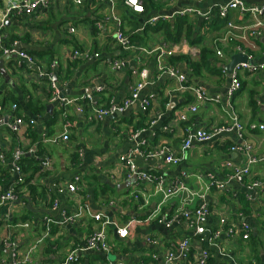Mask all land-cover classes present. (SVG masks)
Returning <instances> with one entry per match:
<instances>
[{
    "label": "crops",
    "instance_id": "0c3cea01",
    "mask_svg": "<svg viewBox=\"0 0 264 264\" xmlns=\"http://www.w3.org/2000/svg\"><path fill=\"white\" fill-rule=\"evenodd\" d=\"M113 1L114 18L109 14L107 0L86 1L80 7H75L68 0H51L48 9H40L32 16L19 15L4 19V0H0V26L6 37V43L13 37L12 41H18L20 49L34 57L46 72L50 63L57 64V70L53 71L51 80H48L38 78L35 70H29L24 63L14 58L0 57V114L7 112L14 104L7 100L3 108L4 98L13 96L19 104L17 114L36 121L34 127H22L16 134L9 132L6 128H0V186L3 185L0 189L3 190L12 181L9 167L15 151L29 149L36 151L37 147V151L42 150V155L39 157L48 156L52 162L49 170L39 171L31 182L46 189L40 199L30 202L27 200V189L21 188L19 189L21 196L27 198L26 205L23 206L22 203L17 202L12 206L6 205L0 208L2 222L0 239L6 232V225H11V229H14L12 233L18 237L21 250H26L41 235L42 225L36 222L42 223L41 220L45 216L58 221L60 209H65L68 213L74 210L75 196H63L59 211H50V205L46 200L51 189L56 185H64L75 177H79L82 188L91 198L92 209L95 212L101 211L110 215L115 228L123 227L132 218L145 217L154 208L157 201L154 186L143 183L139 187V201L144 200L146 205L138 211L139 201L135 203L133 199L128 198L129 193L135 190L133 184L124 179V171L117 161L119 156L132 147L134 143L131 140L132 135L136 131L146 129L150 119L156 123L151 127V133L146 136L147 148L167 144L176 154L186 130L210 129L227 124L228 117L222 109V103L199 104L197 112L190 113L188 108L193 103L191 92L188 89L180 90L177 82L166 75L157 74L151 57L138 61L134 50L128 54L122 53L114 46L113 36L119 22V29L126 35H137V40L133 39V42L131 40L134 47H152L157 43L173 44L167 40L163 32L154 33L149 29L137 33V30L150 15L165 14L179 7H192L201 12L213 11L217 6L230 0L201 2L176 0L173 5L163 3L161 0H144V4L148 3L150 10L144 16L131 13L122 0ZM240 1L246 6L264 5V0ZM187 17L193 38L203 39V43L193 46L199 51L201 46L208 48L211 51L210 60L216 64L217 68L224 70V66L235 55L234 48L238 42L232 40L231 42L235 43L233 47L229 46V42L219 43L225 27L216 25L215 20L205 22L194 15ZM260 20L263 26L256 30L259 36L253 38L249 31L246 32L250 46L242 45L243 49L251 54L254 65L264 63V16ZM227 21L244 27H251L254 24L252 18L246 14L242 15L238 10L230 11ZM97 23H101V30L96 28ZM163 23L172 25L173 21ZM68 27L75 28L76 32L69 34ZM149 27H155V25ZM75 49H88L97 53L99 57L86 62H72L70 55ZM217 51L221 52V58L216 55ZM123 56L127 58L125 68L120 71L113 70L111 62ZM170 64L179 66L182 73L186 75L185 87L202 86L208 96L223 95L230 82L225 72L224 79L222 76L215 75V72L206 70L202 71L201 77L195 78L192 77L189 66L183 61L170 62ZM143 70L146 71L147 78L140 98L154 96L147 115L141 114L138 102H135L122 115L115 114L98 124L90 125L86 121L90 103L78 101L65 109L69 122L68 142L58 140L56 144H52L47 140V138L58 139L64 133L65 122L60 105L51 101L50 81L54 82L53 79L56 81L58 89L64 91L65 98L75 99L90 95L92 104L106 106L110 99L121 102L129 97L131 86L139 80L132 73ZM239 81L241 89L234 96L231 104L244 127L242 140H236L234 134H222L216 136L212 143H193L186 152L184 161L177 166L164 165L156 158L147 161L136 159V165L140 171L161 176L165 186H170L175 179L183 176L185 187L202 194L204 202L209 205L210 215L206 221V226L209 228L219 229V220L222 216L231 218L235 215H241V219L249 226L251 235L245 242L239 240L232 242L225 233H222L220 237L222 251L228 253L233 260L221 259L214 252L208 264H251V260H255L257 264L264 263L262 262L264 187L251 192V199L247 200L248 193L239 184L228 182L221 191H218L209 188L206 179V174L210 173L216 180L222 182L225 177V163L229 162L235 167L245 164L248 155L229 151L232 145L240 144L247 147L248 154L257 160L264 157V129L262 131L258 128L250 129L251 125L264 126V69L254 72L243 71L239 75ZM97 89L100 91L98 92ZM251 100L254 101L253 105L250 104ZM28 103L32 109L43 107L42 112L35 115ZM80 105L84 107V112L79 113L76 110ZM49 106L51 108L47 110ZM180 113L186 114L187 122L176 125ZM51 120L54 122L48 123ZM166 126L169 130L162 132V128ZM78 152L82 153L81 158L78 157ZM33 157L32 159H35ZM249 179L258 180L264 185V162L251 166ZM175 201H170V204ZM107 202L108 204L113 202L114 208H108ZM201 202V200H195L197 205ZM5 215L11 216L10 222L14 219L16 223H4L2 219ZM25 216L28 219L22 222ZM24 223L28 224V228L21 227ZM96 227V223L85 217L67 227L55 226L51 240L36 249L34 264H53L63 260L71 249L81 247L87 235ZM115 228L110 226L106 229L109 253H90L82 257V264L106 261H122L125 264L140 262L163 264V255L166 251H175L179 240L184 237H191L190 262L204 249L199 239L193 237V230L177 224L172 225L171 229L155 224L137 225L128 232L125 239L118 238ZM148 237L157 239L156 244H148L146 242ZM156 254L158 259L152 261V256ZM180 264L189 263L181 261Z\"/></svg>",
    "mask_w": 264,
    "mask_h": 264
},
{
    "label": "built area",
    "instance_id": "2783aa9c",
    "mask_svg": "<svg viewBox=\"0 0 264 264\" xmlns=\"http://www.w3.org/2000/svg\"><path fill=\"white\" fill-rule=\"evenodd\" d=\"M6 6L3 9L4 19L15 17L19 15L32 16L38 10H46L50 6L51 0H5ZM75 7L82 6L86 1L92 0H68ZM176 0H161L163 3L175 4ZM204 0H196L201 2ZM109 5V14L114 18V1L107 0ZM124 6L132 13L144 14V0H123ZM219 18L226 19L230 11L238 10L242 15H248L253 19L254 24L251 27H244L236 25L231 21H226L225 32L220 37L219 43H227L230 40H236L238 43L235 45V54H242L246 56V62L237 64L230 75V82L223 95L208 96L202 86H190L185 87L187 77L180 70L179 66L170 64L169 60L176 56H188L191 60L198 58L200 51L195 46H191L185 39L180 40L176 44L157 43L152 47H134L130 40V35H126L121 29L118 28L113 36V44L119 48L122 53H129L132 50L135 51L138 61L143 60L146 57L153 59L157 74L166 75L169 79L178 83L179 89H188L193 97V103L188 108L190 113H196L199 104L206 102H212L214 104H223L222 109L228 117L227 124L221 127H213L210 129H196L186 130L180 143V149L176 154L169 145L159 144L150 148H147L146 136L151 133V127L154 126L156 121L149 120V124L146 129L136 131L131 140L134 141L132 147L125 153L118 157V165L124 171V179L130 181L133 184L134 191H131L128 195L129 199H133L135 203L139 201L140 190L139 187L143 183H149L154 186V194L157 197L154 208L143 218H132L123 227L115 228V224L111 221L110 215L105 212H95L92 209L91 198L88 193L82 188L79 177H75L72 181L62 185L58 184L51 189L50 194L47 196V204L50 205V211H59L61 208V198L63 196H72L75 199V207L71 213H68L65 209H60L59 220L54 221L48 216L42 218L40 223L43 227L41 235L38 239L29 246L26 250H21L19 247L18 237L12 233L14 229H11V225H6L5 234L0 239V247L5 251L6 255L0 258V264H34L35 263V251L43 243H48L53 236V228L67 227L79 222L82 218L90 219L96 223L97 227L93 229L86 237L84 244L81 247H75L71 249L63 260H60L53 264H82L81 259L90 253L93 254H108L109 246L107 244L106 229L108 227H114L118 238L125 239L128 232L137 225H161L166 229H171L172 225L177 224L183 226L186 229L193 230V237H197L204 249L201 250L198 257L190 262L189 255L192 248L191 237H184L179 240L177 249L175 251L168 250L163 255V264H180L181 261H186L189 264H208L212 258L213 253L216 252L221 259L233 260V258L226 252L222 251L219 243L222 233H225L232 242L241 241L245 242L250 239L251 230L249 226L241 219V215H235L233 217L222 216L219 220V229H212L206 226V221L210 215V208L204 202V196L198 192H194L185 187L183 183V176L175 179L174 183L170 186L164 185V180L161 176L151 175L146 172H142L136 165V159L147 161L149 159H159L164 165L177 166L186 157V152L190 149L193 143L207 144L212 143L216 136L222 134H234L236 140H242L244 135V127L240 123L237 114L231 104L236 93L239 92L241 83L239 81L240 73L243 71L254 72L259 69H264V63L260 65H254L252 63L251 54L243 49L244 44L249 45V38L246 32H250V36L257 38L259 33L256 31L262 27L261 18L264 16V5L259 6H246L240 0H230L229 2L216 7ZM212 10L201 12L198 9L192 7H179L175 8L171 12H167L161 15H150L141 24L138 32H142L146 26H154L160 22H169L176 18H182L188 15H194L203 19L204 21H210L214 19L212 16ZM96 28L102 29L101 23H97ZM67 32L74 34L76 29L68 27ZM6 40L5 35L2 33V26H0V57L5 59L14 58L20 63H24L29 70H35L38 78L51 80L53 71L57 70L56 62H52L49 65L48 71L38 64L34 57L28 55L20 49L18 41H10L8 45H3V41ZM216 55L222 57L221 52L217 51ZM99 55L88 49H75L71 52L70 61H90L97 59ZM127 58L115 59L111 62V68L115 71H120L125 68ZM190 71V68H189ZM191 72V71H190ZM134 77H138L130 89L129 97L121 102H115L113 99L107 103L106 106H97L92 104V98L90 95L81 96L80 98L68 99L60 98V90L54 79L50 81V88L52 90L51 101L57 102L62 110V118L64 122V133L59 136L58 139L54 138L49 140L52 144H56L58 140L61 142H68L69 140V122L67 120L66 107L76 102H89V108L87 109L86 121L90 125H95L103 121L112 115H122L127 111L130 106L138 102L139 110L142 115L148 114L151 101L154 99L153 95L140 98L141 91L146 86V71L133 72ZM99 92L100 90L97 89ZM19 107L16 104H12L10 109L0 114V128H6L11 133H18L22 127L29 128L36 125V121L33 118L25 117L24 115H18ZM80 112H84V107L76 108ZM187 122V116L185 113H180L176 125L179 123ZM258 128L263 130L264 126L251 125L250 129L254 130ZM169 130V127L162 128V132ZM153 132V131H152ZM231 152H237L239 154H246L247 160L242 166H233L229 162L225 163V177L221 181L215 179V177L207 173L206 179L209 188H214L221 191L228 182H235L241 187L246 189L248 193L246 195L247 200L251 199V192L261 190L264 187L263 183L258 180H250V168L253 164L258 162H264V157L257 160L248 154V148L243 145H232L229 149ZM33 155L32 157L39 160V171L44 172L51 168V159L48 156L37 157L36 151L29 149L28 151L17 150L13 153L11 159V165L9 167V173L13 177L12 181L0 191V208L4 206H12L13 204L20 202L22 205H26L25 197H20L19 193H16V186L23 183L25 174L23 173L20 161L24 155ZM27 155V156H28ZM78 157H82V153H77ZM22 199L24 201H22ZM176 200L170 204V201ZM195 200H201V204H195ZM146 202L144 200L139 201L137 204L138 211H140ZM110 209L114 208L115 204L110 202L106 204ZM11 216L5 215L2 221L6 224H10ZM20 227V226H19ZM23 229L28 228V224L21 225ZM157 239L148 237L146 242L148 244L155 245ZM151 258V257H150ZM158 255H153L151 260L156 261ZM98 264H125L122 261H106ZM138 264H153L152 262ZM251 264H257L255 260H251ZM264 264V263H263Z\"/></svg>",
    "mask_w": 264,
    "mask_h": 264
},
{
    "label": "trees",
    "instance_id": "16d2710c",
    "mask_svg": "<svg viewBox=\"0 0 264 264\" xmlns=\"http://www.w3.org/2000/svg\"><path fill=\"white\" fill-rule=\"evenodd\" d=\"M123 4H124V2H123ZM144 9H145L144 14H141V16L146 15L150 11L148 3L144 4ZM211 13H212V16H214V19H212L210 21H214L215 20V22H216L215 24L216 25L218 24L219 26H224V27L226 26V21L227 20L219 18L218 13H217V9H214ZM187 19H188L187 16L182 17V18L173 19L172 20L173 21L172 25H170L168 23L160 22L159 24H156L155 27H151L150 28L149 26H146L143 29V31L145 32V31L150 29L154 33H157L159 31L163 32L166 35L167 40H169L173 44L178 43L182 38H185L186 41H188L191 46L199 45V44L203 43V39H201V38H197V39L193 38V33L191 32V26L189 25ZM200 20L204 21L203 19H200ZM205 22H208V21H205ZM161 23H163V24H161ZM12 39H13V37H12ZM12 39L8 40L7 43H6V40H5L2 44L3 45H8L9 42L12 41ZM133 39L137 40L138 39L137 35H132L131 34L130 35V40H132V42H133ZM231 41L232 40L228 41L230 43L229 46L231 45L230 47H233L235 45V43H233ZM210 54H211V51L208 48H205L204 46H201L200 53H199V56H198L197 60H191L188 56H176V57L171 58L170 62L174 63V62L183 61L186 65L189 66L191 74H192V77H195V78L201 77L202 71L206 70V71L215 72V75L222 76L223 79H224V77H225L224 72L225 71L223 69L219 68V67L218 68L216 67V64L213 63L210 60V58H209ZM240 89H241V87H240ZM7 100L12 101L14 104H16L19 107V104L16 101V99L13 96H11L8 99H7V97L4 98V101L2 103V107L3 108H5V106L7 104ZM253 103H254V101L251 100L250 104L253 105ZM28 106L30 107V109L32 110V112L35 115L39 114L43 110V107H40L38 109L37 108H33L32 109L30 103H28ZM170 116H171V113H170ZM53 122L54 121L51 120L48 123H53ZM35 150H36V155L38 157L42 155V150L41 149H38V151H37V147H36ZM20 164H21L23 173L25 174L26 177H24L23 183L18 184L16 186V193H19V196L21 197V192L19 191V189L25 188L28 191V193H27L28 199L27 200H29L30 202H35L36 200H38V198L40 199V197L44 194V192L46 190L41 185H36V184H32L31 183L33 178H34V176L40 170L39 166H38L39 165V160L32 159V157L24 155V157L20 161ZM1 186H3V185H1ZM1 190L2 189H0V191ZM27 219H28L27 216H25L22 219V222H25ZM15 221L16 220L13 219L10 223L15 224L16 223ZM1 225H2V222L0 221V227H1ZM41 230H43V227H41ZM53 230H54V228H53ZM48 247H51V245H48ZM5 255H6L5 251L0 247V258L4 257Z\"/></svg>",
    "mask_w": 264,
    "mask_h": 264
},
{
    "label": "water",
    "instance_id": "95a60500",
    "mask_svg": "<svg viewBox=\"0 0 264 264\" xmlns=\"http://www.w3.org/2000/svg\"><path fill=\"white\" fill-rule=\"evenodd\" d=\"M246 62V56L245 55H242V54H235L231 57L230 59V62L224 66V70H225V73L227 76H230L231 73H232V70L234 69V67L237 65V64H240V63H245ZM55 81V80H54ZM56 82V81H55ZM60 90V95L59 97L60 98H63L64 97V91L62 89H59ZM51 106H49L47 108L50 109ZM127 188V187H126ZM262 262H264V257H263V260Z\"/></svg>",
    "mask_w": 264,
    "mask_h": 264
},
{
    "label": "rangeland",
    "instance_id": "374dc122",
    "mask_svg": "<svg viewBox=\"0 0 264 264\" xmlns=\"http://www.w3.org/2000/svg\"><path fill=\"white\" fill-rule=\"evenodd\" d=\"M5 6H6V1L4 0V7H5ZM4 7H3V8H4ZM9 101H10V100H9ZM111 258H112V256H111ZM97 264H98V263H97Z\"/></svg>",
    "mask_w": 264,
    "mask_h": 264
}]
</instances>
